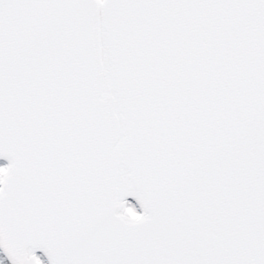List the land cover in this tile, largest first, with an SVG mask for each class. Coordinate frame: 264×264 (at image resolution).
<instances>
[{
    "label": "snow or ice",
    "instance_id": "1",
    "mask_svg": "<svg viewBox=\"0 0 264 264\" xmlns=\"http://www.w3.org/2000/svg\"><path fill=\"white\" fill-rule=\"evenodd\" d=\"M0 264H264V0H0Z\"/></svg>",
    "mask_w": 264,
    "mask_h": 264
}]
</instances>
